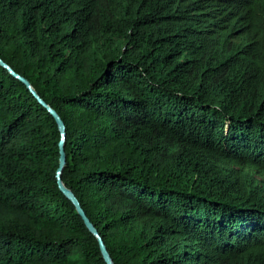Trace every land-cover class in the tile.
I'll list each match as a JSON object with an SVG mask.
<instances>
[{
  "label": "trees",
  "instance_id": "16d2710c",
  "mask_svg": "<svg viewBox=\"0 0 264 264\" xmlns=\"http://www.w3.org/2000/svg\"><path fill=\"white\" fill-rule=\"evenodd\" d=\"M0 60L112 264H264V0H0ZM59 141L0 66V264H106Z\"/></svg>",
  "mask_w": 264,
  "mask_h": 264
},
{
  "label": "water",
  "instance_id": "95a60500",
  "mask_svg": "<svg viewBox=\"0 0 264 264\" xmlns=\"http://www.w3.org/2000/svg\"><path fill=\"white\" fill-rule=\"evenodd\" d=\"M0 66L3 67L4 69H6L10 75H12L14 78H16L17 80H19L23 85L26 86V88L30 91V93L37 99V101L44 106L47 111L50 113V115L54 118L57 127H58V131L60 133V141L58 143V147H59V167L58 170L56 172V179H57V184H58V188L60 190V192L63 193V195L74 205L77 214L79 215V217L82 219L85 227L87 228V230L89 231V233H91L92 235H94V237L96 238L97 242H98V246H99V250L101 253V256L104 260V262L106 264H112L110 257L107 253V250L99 236V234L97 233V231L94 229V227L91 225L90 221L88 220V218L86 217L85 213L83 212V210L81 209L77 199L75 198V196L73 195V193L66 189L60 179V173L61 170L63 168V165L65 163V154H64V140H65V127L63 122L61 121V119L58 117V115L50 108L48 107L46 104H44L43 101H41L39 99V97L36 95V93L34 92V90L30 87L29 83L21 78L19 75L15 74L5 63H3L0 60Z\"/></svg>",
  "mask_w": 264,
  "mask_h": 264
},
{
  "label": "rangeland",
  "instance_id": "374dc122",
  "mask_svg": "<svg viewBox=\"0 0 264 264\" xmlns=\"http://www.w3.org/2000/svg\"><path fill=\"white\" fill-rule=\"evenodd\" d=\"M259 180H261L263 182V184H264V179L263 178H259ZM252 250H254L256 253L264 252V244L256 246V247L252 248Z\"/></svg>",
  "mask_w": 264,
  "mask_h": 264
}]
</instances>
